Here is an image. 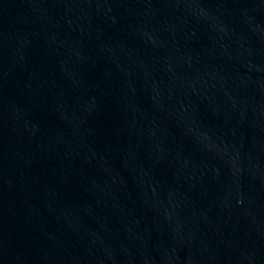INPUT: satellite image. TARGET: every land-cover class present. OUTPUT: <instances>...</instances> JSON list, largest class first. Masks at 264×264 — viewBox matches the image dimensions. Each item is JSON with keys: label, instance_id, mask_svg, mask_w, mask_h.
Returning a JSON list of instances; mask_svg holds the SVG:
<instances>
[{"label": "water", "instance_id": "95a60500", "mask_svg": "<svg viewBox=\"0 0 264 264\" xmlns=\"http://www.w3.org/2000/svg\"><path fill=\"white\" fill-rule=\"evenodd\" d=\"M0 264H264V0H0Z\"/></svg>", "mask_w": 264, "mask_h": 264}]
</instances>
